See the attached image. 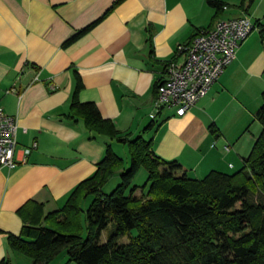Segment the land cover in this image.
Wrapping results in <instances>:
<instances>
[{
  "label": "crops",
  "instance_id": "0c3cea01",
  "mask_svg": "<svg viewBox=\"0 0 264 264\" xmlns=\"http://www.w3.org/2000/svg\"><path fill=\"white\" fill-rule=\"evenodd\" d=\"M117 1L0 0V105L17 122L16 158L32 148L15 169L0 167V261L9 257L12 264H32L8 245V235L19 236L24 225L18 211L31 201L42 204L45 214L61 209L78 184L96 172L108 145L118 153L125 144L119 139H152L158 156L178 160L190 176L224 171L223 147L244 163L229 131L236 124L239 134L247 114L252 117L261 107L252 112L239 99L244 93L260 102L264 92L259 27L189 112L180 117L165 108L155 119L150 115L168 63L185 61L178 47L222 20L247 17L264 24V0H218L224 3L221 11L207 0ZM249 1L246 10L242 5ZM93 23L88 33L66 44ZM78 77L80 102L94 103L120 133L117 138L92 133L81 119L68 117ZM230 111L229 129L222 117ZM152 123L156 126L146 131ZM212 124L219 133L212 134Z\"/></svg>",
  "mask_w": 264,
  "mask_h": 264
},
{
  "label": "trees",
  "instance_id": "16d2710c",
  "mask_svg": "<svg viewBox=\"0 0 264 264\" xmlns=\"http://www.w3.org/2000/svg\"><path fill=\"white\" fill-rule=\"evenodd\" d=\"M207 4L217 11L224 8L218 0ZM252 4L242 6L247 10ZM256 26L264 43V24L257 21ZM82 89L78 77L68 117L81 119L92 133L117 138L120 133L94 103L80 102ZM262 99L255 114L261 134L237 173L211 171L195 179L178 160L158 156L152 139L141 135L119 139L128 145L131 162L113 192L106 194L103 188L123 169V159L108 145L96 172L78 184L61 209L45 214L42 204L31 201L18 211L24 225L19 236L8 235L9 248L32 264H51L65 251L66 264H264V92ZM155 126L152 123L145 130ZM210 130L219 133L215 124ZM141 168L148 172L147 181L132 186ZM139 189L141 196L136 194ZM89 198L91 204L85 209ZM105 230L109 235L102 242ZM0 264L12 262L6 257Z\"/></svg>",
  "mask_w": 264,
  "mask_h": 264
},
{
  "label": "built area",
  "instance_id": "2783aa9c",
  "mask_svg": "<svg viewBox=\"0 0 264 264\" xmlns=\"http://www.w3.org/2000/svg\"><path fill=\"white\" fill-rule=\"evenodd\" d=\"M256 28L247 17L222 20L180 45L178 54H184L185 61L180 64L174 60L166 67L154 101L156 112L150 117L155 119L165 108L174 109L180 117L189 112L232 65L239 47ZM17 128L16 119L0 105V167L15 169L31 153L32 148L28 147L23 159L16 158Z\"/></svg>",
  "mask_w": 264,
  "mask_h": 264
},
{
  "label": "rangeland",
  "instance_id": "374dc122",
  "mask_svg": "<svg viewBox=\"0 0 264 264\" xmlns=\"http://www.w3.org/2000/svg\"><path fill=\"white\" fill-rule=\"evenodd\" d=\"M257 30L258 29H256L255 32H257ZM239 99L244 104H246L247 109L252 111V112H253V110H257L263 104L262 96H261L260 102H259V99L253 100L254 97L253 98L252 97H250V98L245 97L244 93H243V96L240 95ZM233 109H234V107L232 106L231 110H233ZM232 114H233V111H230L229 113H226L222 117V121L229 125V129L232 128L231 126H233L232 121L229 120L230 116H232ZM246 118H247V123H246L247 125L243 129L241 127L242 132L240 131L239 134L236 133V131L238 130L236 124L234 125L233 129H231L229 131V133L233 137V141H230V140L229 141L230 142H236V143L239 142V146L237 148V153L240 152V155L244 156L245 158L251 153L252 148L255 144V141L258 138V136L261 134V131H262V125L256 119L255 115L250 117L249 114H247ZM225 149H226V151H225ZM222 150H224V152L222 151V156H224V157L220 161V168L222 170H224L222 172L225 174L232 175V174H235L238 171H240L244 166L243 160L235 152H232V154H230V155H229V153H226L228 151L227 147H223ZM117 152H118L117 154L123 159V169L120 171H117L111 177V179L108 181V183L104 186L103 191L106 194H110L121 184V174L124 170L128 169L130 166L131 157H130L128 145L120 144V147L117 148ZM229 163L234 164L235 168L230 169ZM196 176L197 175L195 173L191 172L192 178H195V179H198V178L203 179L204 178V177H196ZM147 178H148V172L144 168H141L140 171L138 172V174L136 175L132 186H135V185L140 186V187L143 186L146 183ZM136 194L141 196L142 191L139 189L136 192ZM91 201H92V198H89L87 201H85V203H84L85 209L91 204ZM110 229H111V227H110ZM109 230L103 231L102 236H101L102 242L107 241V238L109 235ZM133 234H135V231L133 232ZM126 240L127 239H125V241ZM19 255H21V254H19ZM22 257L28 259L30 262L32 261L30 258H27L23 255H22ZM67 262H68V255H67V252L65 251L58 258H56L51 264H66ZM14 264H17V262L14 261ZM68 264H75V263L70 262Z\"/></svg>",
  "mask_w": 264,
  "mask_h": 264
}]
</instances>
